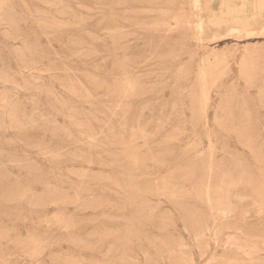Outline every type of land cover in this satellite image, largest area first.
<instances>
[{"label": "rangeland", "instance_id": "1", "mask_svg": "<svg viewBox=\"0 0 264 264\" xmlns=\"http://www.w3.org/2000/svg\"><path fill=\"white\" fill-rule=\"evenodd\" d=\"M262 9L0 0V264H264Z\"/></svg>", "mask_w": 264, "mask_h": 264}, {"label": "bare ground", "instance_id": "2", "mask_svg": "<svg viewBox=\"0 0 264 264\" xmlns=\"http://www.w3.org/2000/svg\"><path fill=\"white\" fill-rule=\"evenodd\" d=\"M233 1V0H232ZM233 3V2H232ZM234 5V4H233ZM236 5V4H235ZM234 5V6H235ZM3 7V6H2ZM259 15L258 17H255V15ZM257 14H252V19H259V18H262L263 17V15H264V9H262L261 11H258L257 12ZM199 15V14H198ZM200 19V18H199ZM196 20V19H195ZM76 26V25H75ZM60 27V26H59ZM124 31V30H123ZM201 44V43H200ZM115 56V55H114ZM49 74V73H48ZM125 74V73H124ZM204 85H206V83H203ZM130 85V84H129ZM130 87V86H129ZM130 89V88H129ZM201 90L202 91H205V87H202L201 88ZM82 96V95H81ZM202 98H203V103H202V109L204 110L205 109V105H206V99H207V97H204V96H202ZM128 101V100H127ZM121 129V128H120ZM192 174V173H191ZM211 180V179H210ZM209 189V190H208ZM208 191H210V192H208L207 193V196L209 197V204H211V205H214L216 202L212 199L213 198V195H218L219 193H218V186H216V185H213V186H208ZM138 203V202H137ZM228 215V214H227ZM35 252V251H34ZM68 258V257H67Z\"/></svg>", "mask_w": 264, "mask_h": 264}]
</instances>
